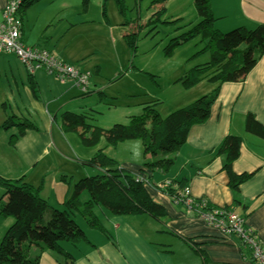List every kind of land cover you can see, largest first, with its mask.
<instances>
[{
  "label": "crops",
  "instance_id": "crops-1",
  "mask_svg": "<svg viewBox=\"0 0 264 264\" xmlns=\"http://www.w3.org/2000/svg\"><path fill=\"white\" fill-rule=\"evenodd\" d=\"M6 2L0 0V21ZM101 3L102 0H34L18 16L21 38L27 45L49 49L58 58L89 70L91 84L88 93H84L70 80L61 81L43 70L29 73L15 55L0 53V104L13 106L9 111L0 109V125L7 116L14 115L35 126L21 134L15 125L0 128V176L23 177L35 187L41 184V197L53 207L64 208L63 202L73 183L98 171L81 161L103 149L121 167L144 179L145 189L163 206L165 215L157 219L147 213L114 214L94 205L93 212L105 229L102 232L74 212L73 217L88 241L76 244L62 241L60 245L69 256L48 249L40 254V264H258L237 235L222 233L196 211L174 201L160 187L166 181L184 179L192 198H205L213 206H227L236 211L264 242V140L248 134L244 128L248 112L264 124V54L241 81L211 82L209 75H204L196 84L185 88L182 79L190 68L209 61L207 53L175 78L178 88L173 110L215 88L218 95L207 119L189 128L168 171L150 169L144 162L152 157L144 154L139 139H127L111 146L101 137L97 145L84 147L62 127V113L82 115L93 87H101L106 78L104 63L89 56L87 41H74L75 37H70L73 30L91 25L96 19L104 20L91 7ZM159 6L154 2L149 4L150 15ZM211 9L216 17L213 27L221 31L238 26L253 28L264 23V0H211ZM153 106L155 110L158 108L155 103ZM143 108L139 107L135 113H142ZM131 115L134 114L127 115L124 122L114 123H126ZM108 125L99 127L109 128ZM228 133L243 138L239 155L232 163L233 171L251 173L239 185L238 204L233 203L228 175L223 169L224 158L214 154ZM11 135L15 136L10 141ZM128 150L132 152H125ZM62 175L68 178V183L60 179ZM3 191L0 187V196ZM88 199V192L82 191L79 200ZM2 222L6 230L13 218L4 217ZM30 253L36 255L38 249L34 247Z\"/></svg>",
  "mask_w": 264,
  "mask_h": 264
},
{
  "label": "trees",
  "instance_id": "trees-1",
  "mask_svg": "<svg viewBox=\"0 0 264 264\" xmlns=\"http://www.w3.org/2000/svg\"><path fill=\"white\" fill-rule=\"evenodd\" d=\"M33 1L24 0L21 7L26 8ZM106 1L102 0L103 14L106 13ZM115 1L119 13L124 17L123 23L130 24L125 0ZM163 1L154 0V4L160 6L148 20L142 23L136 19L132 29L124 33L123 38L132 56L136 52L139 33L142 30L146 31L145 34L152 32L162 21L166 12ZM193 4L199 21L172 38L165 52L170 54L174 47L199 36L204 43L200 51H209L210 59L204 64L190 68L182 79L183 86L188 88L196 84L204 75H209V81L218 83L243 80L259 57L264 54V23H258L253 28L238 26L224 32L213 27L216 17L211 9V0H193ZM21 7L18 16L24 14ZM132 65L131 61L127 69ZM127 69L122 70L117 77L124 75ZM217 95L218 88H215L189 104L172 110L164 117L149 104L143 108L142 113L129 116L126 123H114L109 128L92 125L83 115L66 111L62 113V127L65 131L76 132L84 145H95L101 137L111 146L127 139H139L142 141L144 154L149 153L152 157L146 160L144 165L150 169L160 168L167 172L174 163L176 152L185 142L189 128L207 119ZM13 125L18 126V134L27 128H35L31 122L16 119L14 115L7 116L0 128L8 129ZM244 128L248 134L264 140V124L258 121L253 113L248 112L245 115ZM14 136H10V141ZM242 142L241 136L228 133L214 151L215 155H222L224 158L223 169L228 175V185L232 190L235 204L241 201L240 183L251 176V173L238 174L232 169V163L239 155ZM81 162L98 171L73 183L70 193L63 202L64 208L50 206L41 197V184L35 187L23 177L8 179L0 176V187L4 190L0 196V216L13 218V222L0 238V264H40V254L48 249L69 256L62 249L60 242L76 244L88 241L73 217L74 212L83 216L89 226L105 232L93 212L94 205H101L114 214L147 213L157 219L165 215L163 206L151 198L144 182L121 167L103 149H98L90 159ZM60 179L69 182L64 175L60 176ZM185 185L184 179L171 180L170 185L160 187V190L173 198L178 196V192ZM84 190L88 192L89 199L81 202L79 195ZM211 207L213 205L210 203L205 204V209ZM32 247L38 249L36 255H31Z\"/></svg>",
  "mask_w": 264,
  "mask_h": 264
},
{
  "label": "rangeland",
  "instance_id": "rangeland-1",
  "mask_svg": "<svg viewBox=\"0 0 264 264\" xmlns=\"http://www.w3.org/2000/svg\"><path fill=\"white\" fill-rule=\"evenodd\" d=\"M125 2L128 6L129 25L122 23L123 17L117 12L116 1L107 0L105 14L102 12V3L100 6H91L94 13L102 14L103 21L96 19L91 25L75 29L71 35L70 32L68 33V36L75 37L74 41H87L89 56L101 61L105 66L103 76L105 75L106 78L101 83V87H93L82 114L88 123L91 122L95 126L101 124L111 126L114 122H124L127 120V115H138L139 113L135 111L139 107L143 108L144 105H153V103L158 107L156 111L160 110L162 113L159 115L166 116L177 102L175 94L178 86H175V78L190 68V65H194L196 60L202 59L204 53L210 56L208 51H200L203 41L200 42L197 37L174 47L170 54L165 52L172 38L199 21L193 0H164L162 4L166 7V12L162 21L167 22H159L153 34H145L146 31L142 30L138 36L135 55L132 56L123 33L132 29L136 19L142 23L148 20L151 13L148 6L153 0H125ZM22 9L26 8L22 6ZM131 61L133 65L127 69ZM124 69L127 71L118 78L117 76ZM1 85L0 81V89ZM2 107L7 111L13 108L12 105L0 104V109ZM64 132L78 138L84 147L97 145H84L76 132L71 130ZM3 219L2 216L0 238L6 228ZM33 249L34 247L31 248V252Z\"/></svg>",
  "mask_w": 264,
  "mask_h": 264
},
{
  "label": "built area",
  "instance_id": "built-area-1",
  "mask_svg": "<svg viewBox=\"0 0 264 264\" xmlns=\"http://www.w3.org/2000/svg\"><path fill=\"white\" fill-rule=\"evenodd\" d=\"M24 0H7L0 21V53L15 55L29 73L43 70L55 78L72 81L84 93L90 90L91 75L89 70L79 65L58 58L49 49L27 45L21 38L18 10ZM138 180L144 179L137 175ZM166 181L164 186L170 185ZM173 200L184 203L189 210L196 211L210 225L217 226L224 234H235L250 251L255 263L264 264V242L258 234L245 224V218L226 206H213L205 209V198L194 199L189 187L185 185Z\"/></svg>",
  "mask_w": 264,
  "mask_h": 264
}]
</instances>
